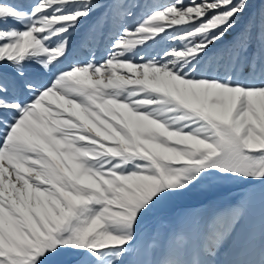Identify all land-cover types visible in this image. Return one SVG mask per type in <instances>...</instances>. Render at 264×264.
Wrapping results in <instances>:
<instances>
[{"label":"snow or ice","instance_id":"snow-or-ice-1","mask_svg":"<svg viewBox=\"0 0 264 264\" xmlns=\"http://www.w3.org/2000/svg\"><path fill=\"white\" fill-rule=\"evenodd\" d=\"M24 3L0 0V264H264V0ZM225 180L238 201L146 229Z\"/></svg>","mask_w":264,"mask_h":264},{"label":"rangeland","instance_id":"rangeland-1","mask_svg":"<svg viewBox=\"0 0 264 264\" xmlns=\"http://www.w3.org/2000/svg\"><path fill=\"white\" fill-rule=\"evenodd\" d=\"M31 0H25L27 7ZM254 9L259 8V0H252ZM98 15V14H97ZM95 20V17H93ZM93 20L86 21L71 36L72 52L65 64L79 57L85 59L89 56L88 50L81 48L82 42L86 41L89 35V26ZM107 30V29H106ZM231 39V36L229 37ZM94 47V45H92ZM103 55V45L97 52V57ZM248 186L233 180L216 182L212 185L202 184L190 191L168 197L159 212L146 227L151 231L156 227L178 226L183 220L196 214H208L219 208L225 207L238 201Z\"/></svg>","mask_w":264,"mask_h":264},{"label":"water","instance_id":"water-1","mask_svg":"<svg viewBox=\"0 0 264 264\" xmlns=\"http://www.w3.org/2000/svg\"><path fill=\"white\" fill-rule=\"evenodd\" d=\"M148 227H146V229H147Z\"/></svg>","mask_w":264,"mask_h":264}]
</instances>
